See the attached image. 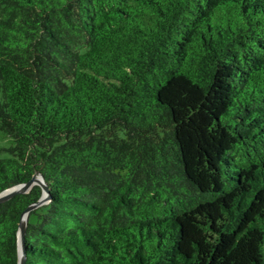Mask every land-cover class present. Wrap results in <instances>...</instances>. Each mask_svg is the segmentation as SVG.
<instances>
[{
  "label": "trees",
  "instance_id": "obj_1",
  "mask_svg": "<svg viewBox=\"0 0 264 264\" xmlns=\"http://www.w3.org/2000/svg\"><path fill=\"white\" fill-rule=\"evenodd\" d=\"M0 131L25 264H264V0H0Z\"/></svg>",
  "mask_w": 264,
  "mask_h": 264
},
{
  "label": "water",
  "instance_id": "obj_2",
  "mask_svg": "<svg viewBox=\"0 0 264 264\" xmlns=\"http://www.w3.org/2000/svg\"><path fill=\"white\" fill-rule=\"evenodd\" d=\"M34 186L41 187L42 197L36 203L30 205L21 216L18 229V264H25V234L28 214L33 209L44 205L49 201V188L43 175L37 171L28 182L16 185L0 193V204H2L16 195L28 193Z\"/></svg>",
  "mask_w": 264,
  "mask_h": 264
},
{
  "label": "rangeland",
  "instance_id": "obj_3",
  "mask_svg": "<svg viewBox=\"0 0 264 264\" xmlns=\"http://www.w3.org/2000/svg\"><path fill=\"white\" fill-rule=\"evenodd\" d=\"M14 145L11 137L3 134L0 131V159L10 156L9 149Z\"/></svg>",
  "mask_w": 264,
  "mask_h": 264
}]
</instances>
